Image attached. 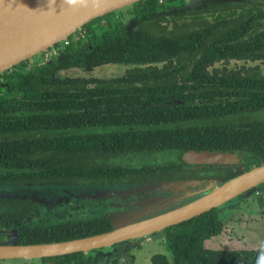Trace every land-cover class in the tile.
Segmentation results:
<instances>
[{
	"label": "trees",
	"instance_id": "obj_1",
	"mask_svg": "<svg viewBox=\"0 0 264 264\" xmlns=\"http://www.w3.org/2000/svg\"><path fill=\"white\" fill-rule=\"evenodd\" d=\"M131 5L54 44L59 55L51 61L26 69L28 58L0 73V187L185 178L219 185L264 163V118L253 116L264 111V75L218 65L264 61V0ZM123 9L133 23H125ZM106 64L130 67L110 77L65 72ZM189 149L237 152L240 162L188 164L182 154ZM124 154H145L150 162L114 161ZM42 215L35 200L0 196V232L14 230L11 242L62 241L113 228L108 215L45 226L35 223ZM221 231L218 208L167 226L161 235L169 254H153L150 263L264 264V245L204 246ZM32 261L87 264L82 251Z\"/></svg>",
	"mask_w": 264,
	"mask_h": 264
},
{
	"label": "rangeland",
	"instance_id": "obj_2",
	"mask_svg": "<svg viewBox=\"0 0 264 264\" xmlns=\"http://www.w3.org/2000/svg\"><path fill=\"white\" fill-rule=\"evenodd\" d=\"M187 2L189 6H194L198 0H187ZM130 8L134 9L135 12L137 11L135 4L131 5ZM123 13L126 15L124 17L125 23H133L130 13L125 9H123ZM39 54L29 58L30 61H28L26 69H29L30 64L41 62L42 57H38ZM218 65L219 69L224 72L238 74L258 72L264 75V61L231 60L220 61ZM128 67L130 65L106 64L95 67L89 72L80 69L65 72L74 75L110 77L123 74ZM253 116L264 118V111H260ZM129 160L136 164L150 162L145 154H124L115 158L114 161L129 162ZM152 183L154 181L136 185L41 184L1 186L0 196L24 197L35 200L38 210L43 214L35 223L42 226L108 215L112 219L113 228H116L164 212L174 208V206L182 205L188 202V199L200 193L196 192L199 188L197 187L198 184L194 183L171 182L172 184L181 185L179 188L168 186L167 183ZM212 187L207 188L205 191L210 190ZM186 191H192L190 192L192 193L191 196L184 194ZM176 199L179 200L175 201ZM259 200L262 201V205ZM217 208L222 231L220 234L206 239L203 242L205 247L255 249L264 245V182L231 198ZM14 236V230L9 233L0 232V240L9 243ZM156 253L169 254L161 231L149 234L142 239H129L110 246L93 249L86 252L85 256L87 264H127L128 262L130 264H151L150 258ZM33 263L32 259H0V264Z\"/></svg>",
	"mask_w": 264,
	"mask_h": 264
},
{
	"label": "water",
	"instance_id": "obj_3",
	"mask_svg": "<svg viewBox=\"0 0 264 264\" xmlns=\"http://www.w3.org/2000/svg\"><path fill=\"white\" fill-rule=\"evenodd\" d=\"M139 0H0V73L66 40L97 17ZM182 160L195 165H237V152L189 149ZM264 182V163L230 177L182 205L110 230L62 241L19 244L0 240V259H38L84 253L129 239H142L197 216ZM11 230L7 231L9 233ZM33 264H58L40 261Z\"/></svg>",
	"mask_w": 264,
	"mask_h": 264
},
{
	"label": "flooded vegetation",
	"instance_id": "obj_4",
	"mask_svg": "<svg viewBox=\"0 0 264 264\" xmlns=\"http://www.w3.org/2000/svg\"><path fill=\"white\" fill-rule=\"evenodd\" d=\"M208 1H220V0H198V2L196 3V5H194V6H197L199 4H202V3H205V2H208ZM187 3H188L187 0H185V7L184 8L190 7ZM168 26H169L168 29L171 30L172 29V22L171 21L168 23ZM40 54H41V52H40ZM40 54L38 55V57L40 56ZM203 165H206V164H203ZM174 181H180L181 183L187 182L188 184H191V183L198 184L197 187L199 189L196 190V192L198 191L200 193L196 194V196H194V197H191L187 201H190V200H192V199H194L196 197H199L200 195H202V194H204V193L207 192V191H205L207 188L212 187V186H215V184H213L212 181H209V182L204 181L203 182L201 179H188V178H185V179H177V180H170V181H165V182L164 181H159V182H154L152 184H156V183L166 184L167 183L168 186H174V187L176 186V187L179 188L181 185H177V184H172L171 183V182H174ZM152 184H149V185L151 186ZM183 185H185V184H183ZM203 190H204V192H202ZM190 192H192V191H186V192H184V194H188L187 196H191L190 194H192V193H190ZM173 199H175V198H173ZM177 200H179V199H176L175 201H177Z\"/></svg>",
	"mask_w": 264,
	"mask_h": 264
},
{
	"label": "built area",
	"instance_id": "obj_5",
	"mask_svg": "<svg viewBox=\"0 0 264 264\" xmlns=\"http://www.w3.org/2000/svg\"><path fill=\"white\" fill-rule=\"evenodd\" d=\"M65 43L68 42V40H63ZM59 55V51L56 48H48L41 52L40 56L42 57L41 62H49L51 59ZM39 56V57H40ZM41 59V58H40ZM40 63V62H39Z\"/></svg>",
	"mask_w": 264,
	"mask_h": 264
}]
</instances>
